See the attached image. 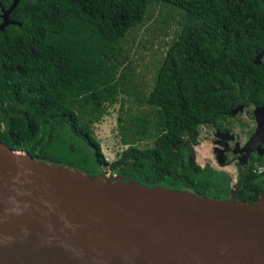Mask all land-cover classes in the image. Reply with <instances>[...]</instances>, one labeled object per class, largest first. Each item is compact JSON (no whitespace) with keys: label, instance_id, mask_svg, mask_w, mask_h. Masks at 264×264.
Here are the masks:
<instances>
[{"label":"trees","instance_id":"trees-1","mask_svg":"<svg viewBox=\"0 0 264 264\" xmlns=\"http://www.w3.org/2000/svg\"><path fill=\"white\" fill-rule=\"evenodd\" d=\"M158 3L179 8L183 20L152 90L141 94L124 39ZM11 17L21 23L0 30L2 141L87 174L108 165L126 179L230 198L227 173L192 171L173 144L203 126H227L241 104L264 103V0H18ZM124 91L150 109L130 115L127 145L109 160L92 125ZM67 130L75 135L68 144ZM150 134L153 143L141 146ZM243 178L237 200L256 201L261 189L250 191L264 173Z\"/></svg>","mask_w":264,"mask_h":264},{"label":"water","instance_id":"water-1","mask_svg":"<svg viewBox=\"0 0 264 264\" xmlns=\"http://www.w3.org/2000/svg\"><path fill=\"white\" fill-rule=\"evenodd\" d=\"M17 3L2 8L0 30L21 23ZM253 111L241 162L264 152V103ZM0 264H264V194L246 202L87 174L0 139Z\"/></svg>","mask_w":264,"mask_h":264},{"label":"rangeland","instance_id":"rangeland-1","mask_svg":"<svg viewBox=\"0 0 264 264\" xmlns=\"http://www.w3.org/2000/svg\"><path fill=\"white\" fill-rule=\"evenodd\" d=\"M182 20V12L179 8L158 3L149 9L142 24L134 26L128 31L124 39V45L128 50V58L131 61L133 82L138 86L141 94H148L152 90L158 66L169 45L180 31ZM133 95L125 91L121 92L119 100L110 105L101 119L92 125L94 135L101 140L103 152L109 160L115 158L117 151L122 150L127 145L122 141V128L126 122H132L130 115H141L147 109H150V106L145 102L134 100L135 95ZM121 105L122 109L120 108ZM250 109L242 107L236 113L240 112V114L246 116L247 111ZM121 115L123 119L119 118ZM64 136L69 138L67 144L75 139V135L70 130H67ZM154 136L152 134L146 136L139 144L141 146L152 144ZM244 136L241 134L240 139H244ZM209 146L203 143L198 147L197 160L202 164L208 159ZM211 161L216 167L229 173L233 181L238 180L237 169L234 165H222L216 160ZM102 170L103 173L118 176L117 172L110 169L108 165L104 166Z\"/></svg>","mask_w":264,"mask_h":264},{"label":"flooded vegetation","instance_id":"flooded-vegetation-1","mask_svg":"<svg viewBox=\"0 0 264 264\" xmlns=\"http://www.w3.org/2000/svg\"><path fill=\"white\" fill-rule=\"evenodd\" d=\"M10 4L5 6L0 1V22L3 20L2 8H8ZM255 106L256 105L243 106V108H251L247 111V115L244 116L240 114V112L233 114L229 118L227 126L222 128L209 125L203 126L200 128V131L195 139H193L191 135H187L183 140H179L173 144V149L183 155L182 160H186L188 162V168L192 171L199 167L201 171L212 169L227 173L223 169L216 167L211 160H216L222 165H234L237 169L238 180L236 182L233 181L231 175L227 173L231 177L230 191L226 194L228 197L235 196L237 198L240 195V190L243 185V177L247 171L256 173L258 177L264 173V164H259L253 161V157L260 156L264 158V152L259 154L257 150L251 151L247 155L245 162H241L239 156L240 149L246 144L250 136L257 128V119L253 111ZM241 134L245 135L244 139H240ZM203 143L210 146L209 154L207 155L208 159L202 164L197 160V150ZM262 146L264 147V142L262 143ZM256 181L259 182L258 186L260 188L256 187L251 190L250 193H255V191L261 189L258 193V196H260L264 193V182H260V178H257Z\"/></svg>","mask_w":264,"mask_h":264},{"label":"built area","instance_id":"built-area-1","mask_svg":"<svg viewBox=\"0 0 264 264\" xmlns=\"http://www.w3.org/2000/svg\"><path fill=\"white\" fill-rule=\"evenodd\" d=\"M108 175H110V174L108 173Z\"/></svg>","mask_w":264,"mask_h":264}]
</instances>
